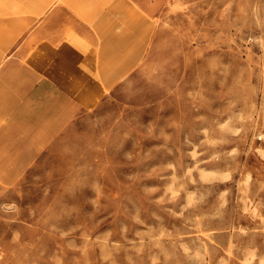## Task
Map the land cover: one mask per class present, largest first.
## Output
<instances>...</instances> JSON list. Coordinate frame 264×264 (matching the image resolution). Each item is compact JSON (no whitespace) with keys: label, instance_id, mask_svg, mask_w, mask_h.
Listing matches in <instances>:
<instances>
[{"label":"rangeland","instance_id":"1","mask_svg":"<svg viewBox=\"0 0 264 264\" xmlns=\"http://www.w3.org/2000/svg\"><path fill=\"white\" fill-rule=\"evenodd\" d=\"M145 2L0 0V264H264V0Z\"/></svg>","mask_w":264,"mask_h":264},{"label":"crops","instance_id":"2","mask_svg":"<svg viewBox=\"0 0 264 264\" xmlns=\"http://www.w3.org/2000/svg\"><path fill=\"white\" fill-rule=\"evenodd\" d=\"M71 1H72V4H69V6L74 11L75 9L79 8L80 2L83 4L84 3L90 4V3H95V2H107V4L102 8L101 7L98 8L97 5L93 6V4H90L89 6L96 13L95 19H94L95 23L93 25V27L95 28V31H93V29L89 31V33L92 35L103 32L102 30L104 29V27H100L99 24H101L102 22L106 20L112 19L111 10L113 7H110L111 4L115 6L116 4L126 2V0H71ZM128 2H130L131 4L130 9H127L125 16H124V11H123L122 16H124V18L127 20L129 18L132 19L133 21L134 20L139 21L140 19L144 20L145 14L150 10L148 6L147 7L145 6V3H146L145 0H128ZM63 11L66 13V7L63 8ZM128 15L130 16L129 18H128ZM122 16L120 17L122 18ZM120 33L123 34L122 28H120ZM64 34L65 35L62 40H59V41L45 40L46 43H42V41H40L41 44H39V46L32 48L35 51L37 50L41 52L44 50H47L46 51L47 55H44L42 53L40 55V58L33 59V63H35V66L37 65L41 68H44V69L46 68V71L42 72L43 75H41V77L45 76L44 79H42V81L50 84L51 87L53 86L52 83L54 82L56 83H61V82L65 83L66 81L69 82L68 80L73 74V72L71 71V68L69 67L75 66L76 64L81 65L78 62L80 60L82 61L85 59L84 57L87 56L88 51L93 50L91 48V45L94 46L93 62L91 63V65L93 67L106 65L104 62H101V58L99 57L98 47L94 45L93 41L85 37V34H83L81 30L77 28H70ZM78 51L80 52L79 55H78ZM29 65H30L29 63L26 64V67L28 70H29ZM58 95L62 98H70V97H67L65 93L64 94L59 93Z\"/></svg>","mask_w":264,"mask_h":264}]
</instances>
